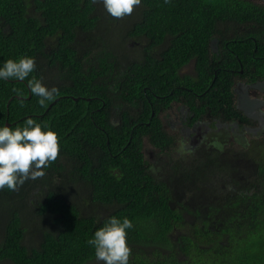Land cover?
Instances as JSON below:
<instances>
[{
  "label": "trees",
  "instance_id": "1",
  "mask_svg": "<svg viewBox=\"0 0 264 264\" xmlns=\"http://www.w3.org/2000/svg\"><path fill=\"white\" fill-rule=\"evenodd\" d=\"M21 55L36 67L0 80V123H47L60 149L0 190V264L97 261L86 241L113 215L134 225L129 264H264V121L236 95L264 87V3L142 0L113 18L101 0H0V64ZM32 76L59 90L45 106ZM174 104L211 121L177 156Z\"/></svg>",
  "mask_w": 264,
  "mask_h": 264
},
{
  "label": "clouds",
  "instance_id": "2",
  "mask_svg": "<svg viewBox=\"0 0 264 264\" xmlns=\"http://www.w3.org/2000/svg\"><path fill=\"white\" fill-rule=\"evenodd\" d=\"M104 9L113 18L131 15L134 7L142 0H101ZM36 67L35 58L21 55L9 58L0 64V80L29 78ZM31 93L38 97V103L45 106L54 100L58 89L47 87L41 79H28ZM13 91H18L14 89ZM57 132L47 123L32 117L22 125L10 126L0 123V190L18 191L25 181L36 180L45 175V169L59 154ZM134 227L127 216H110L96 228L87 244L94 249L95 259L103 264H129L131 248L127 243L128 230Z\"/></svg>",
  "mask_w": 264,
  "mask_h": 264
},
{
  "label": "rangeland",
  "instance_id": "3",
  "mask_svg": "<svg viewBox=\"0 0 264 264\" xmlns=\"http://www.w3.org/2000/svg\"><path fill=\"white\" fill-rule=\"evenodd\" d=\"M254 2H258V3H264V0H252ZM189 70L191 71L192 68L190 66H187L184 68L185 72H189ZM237 91H236V95L241 94L244 95V98H246L247 100L250 101V103H252V105L256 106V110H255V115H256V119L260 122L264 121V98L262 96V93L264 92V87L262 84H256L253 87H245L242 84L237 85ZM261 102V104H260ZM184 113L185 115L187 114V112L185 111L184 108L182 107H178L175 106V104L171 107V109L169 111H167V114H165L163 116V122L165 125V128L168 132L175 134L176 136V146L175 148L170 151V154L173 156H177L178 150H180L181 148H184L185 146H183L180 143L181 140V133L179 131V128H176V130H173V128L171 127V125L175 124L177 119H181V114ZM206 118H203L201 120L202 124L200 126V128L198 130H193L192 128H189L188 131L186 130L185 133L190 132L193 134H196L197 132L201 131L203 132L205 130L206 124H207V120H205ZM254 125H252L251 127H253ZM182 127V126H180ZM250 127V129L248 131H252V128ZM144 152L146 154V156L148 157L149 161H153L154 159H156L157 157L162 156L158 155V152L153 149L151 146H145L144 147ZM24 216L27 220L28 225L30 226V229L32 231H34V227L35 224L38 223V220H36L31 213L25 209L24 210ZM2 227H0V234L2 232L1 230ZM142 248L143 250H150V246H146V247H139L138 249ZM165 253V252H163ZM130 257H132V254L130 255ZM129 257V259H130ZM158 257H161L159 255L157 256H153V259H156ZM90 264H101V261H94Z\"/></svg>",
  "mask_w": 264,
  "mask_h": 264
},
{
  "label": "flooded vegetation",
  "instance_id": "4",
  "mask_svg": "<svg viewBox=\"0 0 264 264\" xmlns=\"http://www.w3.org/2000/svg\"><path fill=\"white\" fill-rule=\"evenodd\" d=\"M190 117V118H188ZM194 120V121H193ZM176 124L180 127L179 131L181 133V140L180 143L185 146L187 149L192 148L199 140L202 139V135H204L205 132H207L209 129V125L211 124V121L207 120V124L205 127V130L203 132L199 131L196 134L185 131L189 128H192L193 130H198L202 124L200 119L192 118V116L185 115L184 113L181 114V119H177ZM209 128V129H208Z\"/></svg>",
  "mask_w": 264,
  "mask_h": 264
}]
</instances>
